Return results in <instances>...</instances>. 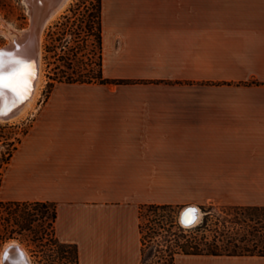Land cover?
Instances as JSON below:
<instances>
[{
  "label": "crops",
  "instance_id": "1",
  "mask_svg": "<svg viewBox=\"0 0 264 264\" xmlns=\"http://www.w3.org/2000/svg\"><path fill=\"white\" fill-rule=\"evenodd\" d=\"M102 15L104 75L129 82H58L0 199L55 202L80 264H142V204L264 206V0H103Z\"/></svg>",
  "mask_w": 264,
  "mask_h": 264
},
{
  "label": "rangeland",
  "instance_id": "2",
  "mask_svg": "<svg viewBox=\"0 0 264 264\" xmlns=\"http://www.w3.org/2000/svg\"><path fill=\"white\" fill-rule=\"evenodd\" d=\"M95 0H71L65 10L54 20L48 23L43 31L42 42V73L43 79L40 86V94L34 106L22 117L15 120H0V178L7 166V162L14 152L15 146L19 145L25 133L29 130L34 113L37 112L40 104L52 93L60 78L64 75H78L88 72L96 66L99 60V50L95 36L90 32L93 24L92 10ZM31 14L24 0H0V44H7L10 41L11 29L21 32L29 27ZM95 27V26H94ZM75 72V73H74ZM189 203L200 205L204 214L199 223L208 219V227L204 230L210 237L215 233L221 235L226 242L232 232H236L239 238H244L243 243L252 245L256 240L260 245L264 244V214L261 223L250 220L246 207L219 202H202L190 200L177 204L173 209L153 212L144 211L142 221L145 232L151 231V220L160 218L166 224V228H160L153 235L151 241L145 247V259L150 264H160L164 258H169L170 247L174 240H186L188 234L203 233L197 231L195 226H183L180 223V211ZM3 210V208L1 209ZM263 212V211H262ZM6 213V211H4ZM261 213V211L259 212ZM264 213V212H263ZM237 218V223H232ZM158 220V219H157ZM176 220V225H170ZM156 221V220H155ZM38 225V223L36 222ZM234 226V227H233ZM0 230H3L1 227ZM10 241H17L25 246L33 264H75L73 259L74 247L72 244L60 240L54 243L51 240H40L38 235L31 230L19 234V238H11L0 244L1 256L5 245Z\"/></svg>",
  "mask_w": 264,
  "mask_h": 264
},
{
  "label": "trees",
  "instance_id": "3",
  "mask_svg": "<svg viewBox=\"0 0 264 264\" xmlns=\"http://www.w3.org/2000/svg\"><path fill=\"white\" fill-rule=\"evenodd\" d=\"M102 9L103 0H95L94 8L92 10V17L94 18L93 24L90 26V32L95 36V41L99 50V60L96 62L97 67H91L88 72L78 75H64L59 81L68 83H126L129 80L126 79H112L104 75L103 66V21H102ZM95 26V27H94ZM75 73V72H74ZM18 147L15 146L14 150ZM13 153H11V156ZM11 158V157H10ZM9 158V160H10ZM6 161L7 163L9 162ZM2 185V176L0 178V189ZM177 207V204L172 203H145L141 205L140 216L141 219L144 215V211L158 212L160 210L173 209ZM246 207L248 217L250 220H255L256 223H261L263 220L264 206H240ZM3 208V210H1ZM6 211V213H4ZM261 211V213H259ZM263 211V212H262ZM58 217L57 204L52 201L42 200H4L0 199V244L11 238H19V234L24 231L31 230L38 235L40 240H51L54 243H58L60 238L56 231V220ZM158 219V220H157ZM156 220V221H155ZM151 220L150 232H145L144 222L141 221V231L143 239V261L142 264H150L145 259V247L149 241L152 240L153 235L150 233L157 232L160 228H166V224L160 218ZM237 218L233 219L232 223H237ZM38 223V225L36 224ZM170 225L175 226L176 220H172ZM208 227V219L204 222L197 224L195 229L197 231L203 230V233H191L188 234V238L184 241L176 238L173 246L169 243L171 240H167V246L170 247L169 258H164V261L160 264H176L177 256L181 253L188 255H264V244L260 245L256 240L252 245L243 243L244 238H239L236 232H232L228 236V240L225 242L221 235L215 233L213 237H210L204 230ZM234 227V226H233ZM151 238L148 239L147 238ZM71 244V243H70ZM74 247L73 259L75 264H80L79 249L76 244H72ZM157 264V263H156Z\"/></svg>",
  "mask_w": 264,
  "mask_h": 264
},
{
  "label": "bare ground",
  "instance_id": "4",
  "mask_svg": "<svg viewBox=\"0 0 264 264\" xmlns=\"http://www.w3.org/2000/svg\"><path fill=\"white\" fill-rule=\"evenodd\" d=\"M29 8L31 16L33 12L36 11V3H42L45 0H24ZM48 2L49 8H54L50 13L48 20L42 24L40 27L39 34L35 36H30L29 32L31 31L30 26L23 29L21 32L14 31L11 29V37L10 41L7 44H0V51L3 52V59L5 62V68L3 69L4 74H7L10 70L17 67V64H21L24 60H33L38 64V76L34 83V90L17 113L12 115L10 118H1L0 120H15L22 116H24L35 104L38 95L40 94V86L43 79V71H42V42H43V31L45 26L54 20L59 14H61L65 8L67 7L68 3L71 0H46ZM38 4V3H37ZM35 6V7H34ZM33 68L35 69L34 65H31L27 71H24V75H20L18 77L11 78L10 82H7L8 85L12 90L3 89L0 90V113L4 110H8L11 106L16 105L19 101L26 99L25 96L29 95V90L27 93L23 91L25 85L28 83V80H31V73L33 72ZM23 70V69H22ZM22 76V78H21ZM23 79V80H22ZM22 81V82H21ZM196 206L197 212H194V209H190L191 213L189 215V211L182 215L184 210L188 206ZM204 211L197 203H189L186 204L180 211V221L184 223V225L190 227L198 224L202 218ZM187 220L189 222H186ZM196 217L195 222L192 225H188L191 220ZM15 245V247H14ZM9 259V263H8ZM26 259L29 261V264H33L32 257L30 256L29 252L25 248L24 245L17 241H10L8 242L2 252L1 256V263L2 264H11L10 261L17 264H27Z\"/></svg>",
  "mask_w": 264,
  "mask_h": 264
},
{
  "label": "water",
  "instance_id": "5",
  "mask_svg": "<svg viewBox=\"0 0 264 264\" xmlns=\"http://www.w3.org/2000/svg\"><path fill=\"white\" fill-rule=\"evenodd\" d=\"M37 3H36V11L33 12V15L31 16V23L29 25L30 29H31L29 34H30V36H35V37L39 34L40 27L42 26L43 23H45L48 20V17L54 8V5H52L53 6L52 8H49L48 2L46 0L42 3H39V2H37ZM31 65H34L35 69L33 68V72L31 73V78H30L31 80H28V83L25 85V88L23 91V95H25L24 92H26V89H27V93L29 90V93H28L29 95L25 96L26 99L24 98L23 100L19 101L16 105L11 106V108H9L8 110L2 111L0 113L1 118H10L12 115L17 113L18 110L20 109V107L22 106V104L27 99H29V97L31 96V94L34 90V83H35V80L37 79V76H38V64H37V62L33 63V60H24L21 62V64H17V67L13 68L7 74H5V84H7V82H10L11 78H13V77L15 78V77H18L20 75H24V71H27V69ZM21 78H22V76H21ZM4 89L12 90L8 85H6V87ZM195 207L196 206H192V205L188 206L186 208V210H184L182 215L186 214L190 209L191 210L194 209V212H197V209ZM195 220H196V217L193 220H191L188 225H192L195 222ZM181 223L184 225V223L182 221H181ZM14 247H15V245H14ZM8 263H9V259H8ZM10 263L11 264H17L15 262H13L12 260L10 261ZM26 263L29 264V261L27 259H26Z\"/></svg>",
  "mask_w": 264,
  "mask_h": 264
},
{
  "label": "snow or ice",
  "instance_id": "6",
  "mask_svg": "<svg viewBox=\"0 0 264 264\" xmlns=\"http://www.w3.org/2000/svg\"><path fill=\"white\" fill-rule=\"evenodd\" d=\"M4 68H5V62H4V59H3V52L0 51V90H3L6 87L5 74H4V71H3ZM190 213H191V210H189V215H190ZM186 222H189L187 220V216H186Z\"/></svg>",
  "mask_w": 264,
  "mask_h": 264
},
{
  "label": "built area",
  "instance_id": "7",
  "mask_svg": "<svg viewBox=\"0 0 264 264\" xmlns=\"http://www.w3.org/2000/svg\"><path fill=\"white\" fill-rule=\"evenodd\" d=\"M180 223H181V221H180ZM182 224V223H181ZM183 225V224H182ZM183 226H185V225H183Z\"/></svg>",
  "mask_w": 264,
  "mask_h": 264
}]
</instances>
